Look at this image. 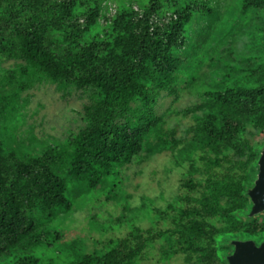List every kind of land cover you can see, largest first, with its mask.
<instances>
[{
	"label": "trees",
	"instance_id": "16d2710c",
	"mask_svg": "<svg viewBox=\"0 0 264 264\" xmlns=\"http://www.w3.org/2000/svg\"><path fill=\"white\" fill-rule=\"evenodd\" d=\"M104 1L92 0L85 10L82 0H0V56L23 60L55 83L93 87L101 98L88 110V128L70 143L67 169L68 177L92 187L112 168L131 166L143 156L146 135L158 124L159 97L174 87V51L186 45L183 23L188 18L177 14L167 21L158 16L159 0L139 1L138 7L122 6L108 19L110 41H86ZM249 5L264 9V0ZM258 69L264 78V64ZM235 81L226 76L192 109V131L199 133L206 160L203 167H193L183 184L187 194L178 199L184 206L171 208L173 227L138 234L129 256L117 249L101 264H135L136 253L157 241L165 242L166 259L180 255L189 263L224 264L218 237L264 240V219L243 217L250 204L246 185L255 179L258 149L264 145L251 139V129L264 128V85L237 86ZM161 143L162 151H174L182 139L164 137ZM11 165L0 157V257L10 255L23 238L40 240L28 208L57 214L71 208L68 186L56 168L33 160ZM8 170L16 173L14 180ZM14 264L55 263L24 256Z\"/></svg>",
	"mask_w": 264,
	"mask_h": 264
},
{
	"label": "rangeland",
	"instance_id": "374dc122",
	"mask_svg": "<svg viewBox=\"0 0 264 264\" xmlns=\"http://www.w3.org/2000/svg\"><path fill=\"white\" fill-rule=\"evenodd\" d=\"M91 1L82 0L85 10ZM139 1L149 5L150 0H105L86 41H110L108 19L122 6L138 7ZM249 1L159 0V17L167 21L177 19V14L188 17L183 23L186 45L174 51V87L159 97L158 124L146 135L143 156L131 166L112 168L95 180L94 187L68 177L67 169L70 143L88 128L92 121L88 110L101 101L95 88L55 83L23 60L0 56V157L8 165L30 160L49 163L65 180L71 203L68 211L61 209L58 214L28 208L27 215L37 223L35 238L40 240L23 238L10 255L0 257V264H14L24 256L55 264H101L117 249L129 256L138 234L173 227L171 208L184 206L178 199L187 194L183 184L193 167H203L206 160L198 147L199 133L192 131V109L226 76L236 78L237 86L264 85L263 71L258 69L264 64V9L250 6ZM251 131L254 143H264V128ZM173 136L182 144L174 151H162L161 139ZM8 171L14 180L16 173ZM243 213L239 212L242 220ZM258 218L264 219V214ZM216 242L227 264L225 255L233 247L224 237ZM165 249L163 241L151 243L133 260L135 264H201L180 255L166 259Z\"/></svg>",
	"mask_w": 264,
	"mask_h": 264
},
{
	"label": "water",
	"instance_id": "95a60500",
	"mask_svg": "<svg viewBox=\"0 0 264 264\" xmlns=\"http://www.w3.org/2000/svg\"><path fill=\"white\" fill-rule=\"evenodd\" d=\"M249 199L248 211L243 214L247 220L264 214V145L260 148L256 163V176L246 190ZM233 247L231 253L225 256L227 264H264V240L257 242L253 239L229 240Z\"/></svg>",
	"mask_w": 264,
	"mask_h": 264
}]
</instances>
